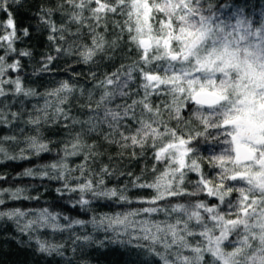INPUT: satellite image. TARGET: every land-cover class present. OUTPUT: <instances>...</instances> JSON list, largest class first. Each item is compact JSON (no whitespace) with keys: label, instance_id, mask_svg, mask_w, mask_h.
Listing matches in <instances>:
<instances>
[{"label":"snow or ice","instance_id":"1","mask_svg":"<svg viewBox=\"0 0 264 264\" xmlns=\"http://www.w3.org/2000/svg\"><path fill=\"white\" fill-rule=\"evenodd\" d=\"M21 2L0 0V12L8 17L0 23V124L19 121L32 126L35 135L24 137L17 155L6 143L19 144L20 138L0 137V156L18 160L29 159L27 153L51 152L52 141L43 139L41 129L61 126L68 139L59 159L20 175L59 181L55 191L61 197L78 194L69 203L82 210L92 200L140 206L71 219L49 207H8L10 201L38 202L40 197L26 195L24 188H0V231L11 222L39 253L64 257L70 248L84 264L88 248L108 244L138 250L159 264H264V18L254 22L243 7L225 17L220 8L230 5L216 0H63L57 6L60 24L50 8L37 13L55 54L42 55L33 76L53 73V62L65 57L94 66L100 64L98 56L111 62L122 43L129 45L122 57L129 62L99 75L90 67V89L76 82L82 73H73V80H60L41 93L25 86L23 75H10L22 73L20 57L33 55L15 47L30 35L27 28L18 35L10 10ZM112 14L124 19L114 22L119 31L109 41L105 34ZM85 35L91 43H85ZM20 97L37 99L27 119ZM17 103L19 111H12ZM73 107L86 111V119L73 115ZM93 134L131 148L133 158L136 149L141 157L151 149L152 179H144L147 169L134 177L121 172L133 177L130 186L108 187L106 178L116 173L107 164L99 172L91 167L101 155L96 142L86 139ZM201 144L214 147L204 150ZM73 157L83 160L72 166ZM189 173L197 179L189 180ZM5 179L0 175V181ZM130 188L151 195L133 200ZM45 231L67 237L56 242ZM4 239L17 237L5 234Z\"/></svg>","mask_w":264,"mask_h":264},{"label":"trees","instance_id":"2","mask_svg":"<svg viewBox=\"0 0 264 264\" xmlns=\"http://www.w3.org/2000/svg\"><path fill=\"white\" fill-rule=\"evenodd\" d=\"M220 5L228 3L230 7H221L220 11L225 17L230 18L232 12L237 8L243 7L245 15L253 19L254 22L259 23V21L264 18V0H216ZM63 0H22L21 4L13 5L11 11L15 18L17 24L18 35H22L21 29L27 28L30 35L24 37L21 41H18L15 45L17 49H27L31 50L33 55L29 57H20L21 63L23 65L22 73H10L12 77L17 74L24 76V84L28 87H34L38 92H44L45 88L54 87L56 82L60 80H73V73H82L83 75L76 78V82L83 85L86 89L92 87V83L87 79V74L89 68L98 70V75L103 71H112L115 67L119 66L120 63H128L126 59H122L127 53V48L129 45L122 43L119 50L115 52V59L111 62L107 60H102L99 56L100 64L97 66L86 65L83 63H78L79 57H65L63 59H58L53 62L51 66L54 72L44 73L38 76H33L32 72L34 69L40 66V58L46 52L55 54L53 50V45L47 40L48 30L44 28L38 19L37 13L41 11L42 8L52 9L54 14L52 19L57 23H61V12L57 9L59 4H62ZM65 9L67 6L65 5ZM7 15L0 12V23L7 20ZM123 17L119 15H109L108 17V32L105 34L106 38L110 41L114 38L115 33L118 29L114 28V22H123ZM71 31H76V25H70ZM87 33V29H84ZM0 34H3L0 32ZM74 38H69V42ZM126 40V37H125ZM85 43H91L90 38L85 35ZM133 58H135L133 54ZM11 62V58L9 59ZM11 99V98H9ZM24 100L25 113L23 119H27V111L31 110L33 104L37 103L36 98H23ZM39 103H43V99L39 100ZM80 103H84V99L80 100ZM20 105H12V111H19ZM72 114L78 116L81 119H86L87 113L82 112L78 107H73ZM175 126V122H173ZM23 128V133L19 132V129ZM73 132L79 131V126L72 129ZM43 139L51 140L52 143L49 147L52 149L51 152L42 153L40 156L31 155L27 153L29 159H18V160H5L0 156V175L6 177L5 180L0 181V188H24L26 190L25 194L29 196H39L40 200L37 202L35 200H20V201H10L7 205L8 207H21L24 209L35 208V207H49L51 211L60 212L64 215H68L71 219H84L90 220L92 216L99 217L105 213H114L117 211H123L127 208L139 207L138 204L132 205H118L108 200H92V203L85 209H81L79 205L72 207L69 203L70 199L78 198V194L64 195L61 197L55 189L60 186L59 181L40 179L39 177H26L20 175L25 171V169L32 168L36 171L41 170L39 166L52 163L59 159L61 148L63 143L68 139L67 132L61 126H51L44 127L41 129ZM5 135H17L21 143L13 144L6 143V147L9 149L10 154L17 155L19 149L25 147L24 137L28 135H35V132L30 125H25L19 121L13 123L11 126H5L0 124V137ZM89 143L93 141L97 144V151L101 153L91 167L99 172L102 165H109L110 168L115 170L116 175L111 178H106L108 187H121L125 183L130 186L131 179L134 176L141 175L142 169H147L144 179H152V174L150 172L154 160L152 158V150L149 149L146 154L141 157L140 150L136 149V158L132 157V149H121L117 144H108L96 135H91L86 138ZM214 147L213 145L201 144L200 148L208 150ZM218 147V146H217ZM111 157V159H109ZM83 157H73L70 158V164L75 166L81 163ZM159 168L160 166L157 165ZM205 171H208V165L205 163L202 165ZM131 171L133 177L127 175L121 176L120 173H127ZM119 177V179H117ZM189 180L197 179L195 173H189ZM128 196L136 200L140 197H147L151 195V191L147 189H132L130 188L127 193ZM91 199V197H88ZM64 223L63 220H61ZM3 223V222H0ZM77 232L80 231L79 228L76 229ZM91 232V226L87 229ZM5 234L9 236L17 237L16 240L4 239ZM43 235L46 238H51L56 242H64L67 237V233L60 234L57 233L52 236L48 231H45ZM97 238H103V233H95ZM19 241V242H17ZM87 264H159L158 260L154 257H149L148 255L134 250L127 246L108 244L105 248H95L91 247L87 250V255L84 258ZM67 261H72V264H84L81 260V254H74L70 248L65 250L64 257L60 256H47L45 254L39 253L36 250V245L34 242H29L27 236L18 234L11 222L4 223L3 230L0 231V264H67Z\"/></svg>","mask_w":264,"mask_h":264}]
</instances>
